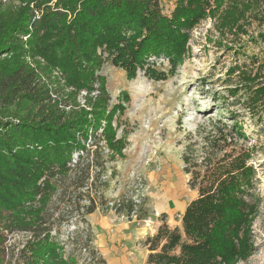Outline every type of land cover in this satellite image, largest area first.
<instances>
[{"label": "trees", "instance_id": "1", "mask_svg": "<svg viewBox=\"0 0 264 264\" xmlns=\"http://www.w3.org/2000/svg\"><path fill=\"white\" fill-rule=\"evenodd\" d=\"M32 1L43 9L39 16L31 14ZM50 1L21 0L24 4L13 5L14 10L0 3V214L6 212L10 227L24 232L5 250L10 264H107L87 219L97 207H107L103 194L112 184L97 183L107 169L106 159L99 160L102 152L94 138L93 156L68 166L74 152L86 149L88 112L81 108L69 117L60 113L49 89L24 60L22 36L75 90L90 92L101 80L98 96H87L86 102L96 119L108 121L105 144L119 152L124 142L113 139L111 121L121 105L105 113L108 94L98 75L102 65L110 62L129 79L139 71L154 80L165 79L148 57L163 55L175 68L189 53L192 29L206 17L218 16L226 0H175L169 13L163 12L161 0ZM231 1L230 10H237L238 1ZM244 12L224 11L219 18L232 27ZM253 38L264 42V31ZM242 77L248 81V96L236 98L237 86L227 90L228 96L253 110L264 103V81ZM23 103L34 106L36 115L23 113ZM220 115L201 132L202 143L184 145L182 169L197 194L185 206L180 225L170 227L162 218L156 232L145 237V264H235L253 251L251 225L261 200L252 161L256 146L247 144L250 137L238 110ZM258 122L264 133V113ZM85 198L88 204L81 203ZM145 203L124 198L115 211L135 210L140 219L149 211Z\"/></svg>", "mask_w": 264, "mask_h": 264}, {"label": "rangeland", "instance_id": "2", "mask_svg": "<svg viewBox=\"0 0 264 264\" xmlns=\"http://www.w3.org/2000/svg\"><path fill=\"white\" fill-rule=\"evenodd\" d=\"M235 1H238L237 10L245 12L234 26L224 25L221 17L219 18L225 14L224 11H237L230 10L234 7L233 2L226 0L218 16L206 17L192 29L188 42L189 53L180 64L171 69L169 60L154 61V65L166 74L165 79L148 78L142 71L135 78L129 79L122 69L110 62H105L98 71V75L103 77L108 94L105 113L113 105H121V108L116 109L111 124L115 130L113 139L124 142L119 152L110 149L108 157L99 156V160L112 162L114 168L107 178L112 188L105 191L103 196L107 204L120 192L134 190L141 184L147 196L145 206L149 209L145 217H150L153 221L150 226H146L143 222L128 220L132 221L131 229L136 231L137 227H143L137 230L145 232L142 233V238L128 243V248L119 254L112 250L114 247L111 244L116 242L113 237L102 243H94L98 253L105 257L108 264H119L116 260L120 253L128 258L126 264H145L147 249L142 242L147 235L156 232L162 218L170 227L180 225L184 204L197 194L187 184L188 175L182 169V149L193 140L202 143L201 132L210 128L211 122L222 118L223 115L220 114H227L229 110L240 112L238 119L246 124L250 137L247 144L256 146L252 161L259 179L257 191L261 197L258 212L251 225L254 249L246 259H240L235 264H264V133L259 131L261 125L258 122V116L264 113V103L254 106L253 110L242 108L235 103L234 97L228 96L227 91L237 86L239 92L236 98L244 99L248 96L245 91L248 81L242 80V75L254 77L258 82L264 81V42L253 38L258 32L264 31V0ZM174 2L175 0H161L163 12L169 13ZM0 3L6 5L3 9L12 10L13 5L24 4L21 0H0ZM53 3L54 0L48 4ZM29 9L35 16H39L43 10L42 7L35 6L34 1L29 4ZM22 42L25 62L36 72L39 82L49 89L50 100L56 103L60 113L69 117L81 108L85 109L90 122L84 127L86 132L100 129L101 136L98 135V139L108 142L105 133L108 121L105 118L96 119L92 107L86 102L87 96H98L101 80L94 84L95 87L90 92L75 90L67 84L58 67L48 66L42 56L32 51L24 35ZM236 66L243 69L231 71ZM123 95L127 96L125 100L122 99ZM21 107L23 113H27L30 118L36 115L37 109L34 106L23 103ZM223 120L228 124L232 123L227 117ZM114 186L117 190L112 191ZM34 200L31 204L37 202V197ZM162 205L172 208L170 220L166 221L167 215L161 211ZM60 207L63 209V206ZM97 209L110 217L109 234L115 224L127 222L112 208ZM154 210L159 212L158 215H155ZM9 221L10 217L6 212L0 214V264H10V252L7 251L8 255L5 248L18 243L24 233L16 227H10Z\"/></svg>", "mask_w": 264, "mask_h": 264}, {"label": "built area", "instance_id": "3", "mask_svg": "<svg viewBox=\"0 0 264 264\" xmlns=\"http://www.w3.org/2000/svg\"><path fill=\"white\" fill-rule=\"evenodd\" d=\"M24 38H26V36H24ZM156 59L168 61V58L165 57V56H163V55H151V56L148 57L149 63L150 64H153V65H154V61H156ZM88 134H89V136H88V139H87V141L85 143L86 144V149L85 150H82L81 149V150H78V151L74 152V154H73V160L70 163H68V166H70V167L73 166V163L76 162V160L78 158H83L87 154H88L89 158H91L93 156V151L97 147V145L94 143V138L97 139L98 146L101 149L102 155H104L105 157L106 156L107 157L109 156L110 149L106 146L105 141H102V140L98 139V137L101 136L100 129L96 130L95 132H93L90 129V132ZM93 134H95V135H93ZM105 164H106V167H108V168L106 169L105 172H103L101 174L100 179L98 180L97 183H100L101 181L108 180L107 178H109L111 176V174H112V171L111 170L114 169L112 162H109L108 163L106 161ZM107 164H108V166H107ZM93 167H94L93 168L94 169L93 171L98 170V166H93ZM83 188H86V186H84ZM113 190L114 191L117 190L116 189V186H114V188L112 189V191ZM121 194H122V198H120V195ZM117 195L114 196V198L116 197L115 199L107 202V204H106L107 210H109V209L112 208L113 211H115V208L113 206H115V207L119 206L120 205V202H123L124 198L125 199H129L130 198L135 203H140L144 199H146V197H147L144 188L141 187V184L138 187H136L134 190H129V191L128 190H125V191L120 192ZM91 196H94V193L92 191H91ZM93 200L96 203V200L94 199V197H93ZM81 203L88 204L89 203V199L88 198L82 199L81 200ZM154 212H155V215H158V213H159L157 210H154ZM115 213H117L118 216L120 218H122V219L124 218L127 221L134 219V220H137L138 222H143L146 226H150V223L153 222L150 217H145L143 219H137L136 218V214L137 213H136L135 210L131 211V213H128L127 210L123 209L120 212H116L115 211ZM51 234L56 235V231L53 229L51 231Z\"/></svg>", "mask_w": 264, "mask_h": 264}, {"label": "crops", "instance_id": "4", "mask_svg": "<svg viewBox=\"0 0 264 264\" xmlns=\"http://www.w3.org/2000/svg\"><path fill=\"white\" fill-rule=\"evenodd\" d=\"M171 202H172V200H171ZM186 205H187V203L184 204L183 209H182V213H183ZM154 208H156L159 211V208L157 206H154ZM161 211L167 215L166 221L170 220V217L173 214L172 208H169L168 206L165 207L162 205ZM102 213L103 212H101L100 210H98L96 208L92 213L88 214V216H87V219L91 225V229L93 232L94 243H96L97 241H100L102 243L104 240L115 238L116 242L115 243L112 242L111 246L114 247V249L112 248V250L119 254V252H123L126 250V248H128V247H126L128 245V243L131 244L132 241L136 242V240L138 238H142V236H143L142 233L145 231L141 232L140 230H137V229H141L143 227H137L136 231H135V229H131L130 223L132 221H127L125 223L119 222V223L115 224L113 226V230L110 231L111 234H109L110 228H108V227L110 226V224H109L110 217L107 216L106 213H103V214ZM125 229H127V230H125ZM111 241H113V240H111ZM116 261H118L119 264H126L128 261V258L125 257V255L120 253V255L117 257Z\"/></svg>", "mask_w": 264, "mask_h": 264}]
</instances>
